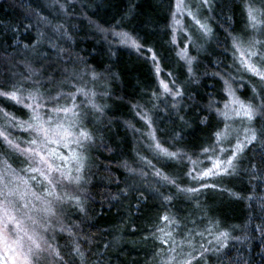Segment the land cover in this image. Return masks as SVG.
I'll use <instances>...</instances> for the list:
<instances>
[{
    "label": "trees",
    "instance_id": "trees-1",
    "mask_svg": "<svg viewBox=\"0 0 264 264\" xmlns=\"http://www.w3.org/2000/svg\"><path fill=\"white\" fill-rule=\"evenodd\" d=\"M185 3L195 12L199 0ZM247 3L210 0L209 7L197 13L211 28L205 35L186 14L178 15L180 24H174L175 0H0V87L9 91L15 85L22 98L16 103L0 97V109L16 118L10 121L0 112V130L24 148L31 138L18 122L30 120L31 111L24 107L33 103L26 98L30 92L39 89L43 94L47 102L40 112L45 116L53 115L49 109L70 103L63 97L58 104L50 100L56 94L53 81H70L90 93L88 98L77 96L76 104L94 143L71 148L86 157L81 173L69 163L72 174L83 180L57 187L64 199L54 202L56 216L47 234L68 264H155L152 256L171 245L152 236L154 232L162 236L157 226H164L163 215L178 221L165 229H174V240L188 239L197 249L219 248L207 254V264H264V140L247 146L233 175L196 181L187 175L194 166L186 157L172 160L160 155L148 135L155 130L170 151L203 161L195 166L197 171L210 166L202 150L213 146L214 133L228 124L217 113L229 101L225 80L237 97L255 103L256 78L241 69L232 42V37L241 41L253 35ZM58 25L62 27L57 31ZM114 31L131 34L143 47L138 51L121 43ZM185 47L195 58L191 73L177 55ZM172 80L182 96L162 88L160 81L171 88ZM70 90L69 83L60 89ZM141 116L150 119L151 127ZM253 124L259 130L264 122ZM24 159L0 139V167L10 162L25 176L20 171L29 167ZM157 171L175 179L180 188L200 191L180 192ZM205 183L215 187H202ZM220 232L229 233L221 237L226 247L210 243ZM77 244L83 261L74 252ZM46 255L41 254V264H47Z\"/></svg>",
    "mask_w": 264,
    "mask_h": 264
},
{
    "label": "snow or ice",
    "instance_id": "snow-or-ice-1",
    "mask_svg": "<svg viewBox=\"0 0 264 264\" xmlns=\"http://www.w3.org/2000/svg\"><path fill=\"white\" fill-rule=\"evenodd\" d=\"M210 0H199V4L196 6V11L192 10L190 4L185 3V0H175V10L171 13L174 24H180L177 19L178 15H187L191 18L194 25L203 32L205 35L211 33V28L207 23L203 22L198 17V12L201 7H209ZM62 10L64 5H60ZM248 25L253 30L252 38L248 41V46L242 47L239 37H232L233 48L236 53H239V62L244 69L256 78V83L252 85V99L255 103L245 102L235 95V92L231 89L230 84L225 80L227 85V92L230 102L224 105V110H217L218 115L222 116L225 120L231 119L229 111L235 116H242L248 121L249 127L244 129V139L240 140L237 136L234 145L230 147L222 146V142H227L232 136L234 129L227 123L223 128L214 133L215 144L211 147H205L202 150V155H207V158L211 161V167L206 169H200L197 171L196 165L203 163V161L192 160L187 156V153L179 151H170L167 147H164L155 135V130L148 133L149 137L154 143L155 150L169 159L177 160L186 157L190 163L194 166L187 175L196 181H203L206 178H214L220 176H231L236 172L237 158L242 156L243 152L248 145L256 142L259 139L264 140V125L258 130L253 121L256 123L264 122V39H257L256 34L264 35V0H248L245 6ZM45 19V18H41ZM62 25H58L56 30L58 31ZM101 31H104L101 29ZM175 32V28L173 29ZM113 35L118 37L123 44H129L136 48L138 51L143 47L138 40L127 32H113ZM188 43H192L190 36L186 34ZM173 43H176V37L173 35ZM148 52H152L151 49H147ZM177 55L186 61L188 64V72H192L191 64L194 57L189 56L187 48L177 53ZM151 59L156 62L157 58L153 53ZM155 71L157 74L160 72L158 62L155 63ZM171 76V73H168ZM93 75V79H95ZM56 88V94L50 96V100L53 103H59L63 97L70 101L67 106L53 107L49 109L54 115H50L48 119H45L41 115L40 109L44 101V96L36 89L34 92H30L26 97L28 100L33 101L31 104H24L25 108L31 111L29 121H19L18 125L25 132H32L35 135L29 140L25 141L28 146L21 148L20 144L15 140L10 139L6 130H0V139L3 144L7 146V149L19 152L25 157L26 163L29 164L28 168L21 169L28 175H21L16 169L12 168L10 164L5 162L4 168L0 169V246L6 255L3 257V264H41V254L47 253L43 257L47 261V264H68L65 259V254H62L60 250L53 247L50 240L52 237L47 234L51 230V218L56 216V209L54 202H63L64 197L57 192V187L63 182L80 184L83 180L82 175H73L72 168L69 161H74L76 164L75 172L81 173L83 171L82 161L86 159L81 152L72 151L70 156H65L61 152L57 151V148H69L70 145H75L77 148H85L87 145L94 143L92 134L83 126V113L79 111V105L76 104L77 96H84L88 98L90 93L83 87H78L75 83L60 81L52 82ZM65 83L70 84V91L65 93L60 91ZM172 87H169L168 83L160 81V84L165 92L174 95L182 96L183 92L179 86L176 85L175 80H172ZM20 89L12 86V90L4 91L0 87V97H4L8 100L15 101L16 103H22V98L18 95ZM94 95V94H91ZM42 101L38 103L37 101ZM92 107L100 111V107L92 103ZM5 117H8L10 121H15L14 116L3 109H0ZM63 113V118H60ZM139 115V113H137ZM55 117V118H54ZM146 123L151 127V121L146 116H141ZM219 152V155L215 153ZM229 153L224 156L225 153ZM215 155V158L213 156ZM221 157H224L223 159ZM59 162H63L61 167ZM57 174L54 176L53 174ZM163 180L167 181L177 187L180 192L186 193H198L200 188H180L176 183V180L172 177L163 174L160 171L155 173ZM42 186V191L38 193L33 184ZM202 187H215V185L203 184ZM232 195H236L233 193ZM165 200H171V197H165ZM37 202L40 207H37ZM77 205H80V201H76ZM83 211V208L80 207ZM34 213H43L42 218H38L33 215ZM164 222V226H157V231L162 236H157L156 233H152L153 238L159 239L161 244L172 242L175 246H170L164 256L161 253H157V256H161L159 264H207V254L209 252H217V249H209L200 246V249L192 247L191 251L184 252L183 244L176 242L172 235V231L165 229L168 226L178 224V221L174 217L163 215L160 217ZM63 231V229H61ZM208 231H211L208 229ZM203 236V233H198ZM229 233L220 232L217 236V241H220V247H226V244L221 240V237L227 238ZM191 246V245H190ZM177 249H181L180 252ZM74 252L83 261L84 253L81 252L79 245L74 248ZM67 255H71V252Z\"/></svg>",
    "mask_w": 264,
    "mask_h": 264
},
{
    "label": "rangeland",
    "instance_id": "rangeland-1",
    "mask_svg": "<svg viewBox=\"0 0 264 264\" xmlns=\"http://www.w3.org/2000/svg\"><path fill=\"white\" fill-rule=\"evenodd\" d=\"M252 38V36L251 37H245V38H243L242 40H241V44H242V47H247L248 46V41L250 40ZM256 38L257 39H264V35H260L259 33H257L256 34ZM129 45V44H128ZM237 56L239 57V53H237ZM238 61H239V59H238ZM239 66L241 67V69L243 70V71H245V72H247L245 69H244V67L240 64V62H239ZM248 73V72H247ZM230 97H229V101H228V103L230 102ZM54 115V114H53ZM229 115L231 116V119H228V124L231 126V129H234L235 131L234 132H232V136H231V138H230V140L231 141H233L234 143H235V141H236V138H237V136H238V138L240 139V140H243L244 139V129L246 128V127H249L250 125L248 124V121L246 120V119H244L242 116H240V117H237V116H235L231 111H229ZM44 116V118L45 119H48V117L50 116H45V115H43ZM55 118V117H54ZM60 118L62 119L63 118V113H61V115H60ZM29 134V136H30V138H32L35 134L34 133H32V132H29L28 133ZM228 142V141H227ZM234 143L232 144V145H234ZM25 147H27V146H25ZM24 147V148H25ZM76 148V146L75 145H70V147L69 148H62V147H60V148H57V151H59V152H61L63 155H65V156H70L69 154H71V152H72V150H71V148ZM65 152H68L69 154H67V153H65ZM223 159V158H222ZM25 160V159H24ZM57 163H60V165H61V167H63V162H59V161H57ZM69 163H71V164H74L75 166H76V164H75V162L74 161H69ZM7 164H11L10 162L8 163L7 162ZM209 167H211V163H210V166ZM4 168V165H1V167H0V169H3ZM24 168H28L27 166H22V168L21 169H24ZM28 175L29 174H25V176H26V178H28ZM54 176H56L57 174H53ZM32 184H33V187L35 188V190L38 192V193H40L41 191H42V186H38V185H36V183L35 182H32V181H30ZM37 207H40V205H39V203L37 202ZM33 215H35V216H37L38 218H42V216H43V213H39V214H37V213H34ZM167 230H169V229H167ZM174 230V229H173ZM173 230H172V232H173ZM217 236V235H216ZM219 236V235H218ZM175 237V236H174ZM217 237H214V238H212L211 237V241H210V243L212 242V240H214L215 241V243H218V246H219V244H220V241H217V239H216ZM188 239H185V240H176L175 239V241L176 242H181L182 244H183V249H182V251H184V252H188V251H191L192 250V247H195V245H192L191 244V241H187ZM171 243V245H169V247L170 246H175L174 244H172V242H170ZM214 243V244H215ZM191 245V246H190ZM196 248V247H195ZM169 249V248H168ZM197 249V248H196ZM177 251L178 252H180L181 251V249H177ZM167 252V250L166 251H164L163 253H162V251H160V253H161V256H163L165 259L167 258L166 256H164V253H166ZM6 255H10L9 253H5V252H3V250H2V246H0V264H3V257L4 256H6ZM161 256H157V255H155V256H152L153 257V259H156V262H155V264H159V261H160V259H161ZM9 264H11V261H9ZM193 264H196V262L194 261L193 262Z\"/></svg>",
    "mask_w": 264,
    "mask_h": 264
}]
</instances>
